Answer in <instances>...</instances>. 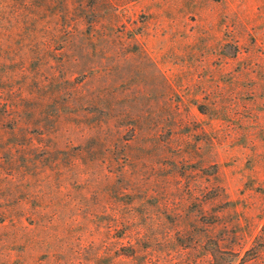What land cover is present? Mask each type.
I'll return each mask as SVG.
<instances>
[{"label": "rangeland", "instance_id": "1", "mask_svg": "<svg viewBox=\"0 0 264 264\" xmlns=\"http://www.w3.org/2000/svg\"><path fill=\"white\" fill-rule=\"evenodd\" d=\"M0 264H264V0H0Z\"/></svg>", "mask_w": 264, "mask_h": 264}]
</instances>
